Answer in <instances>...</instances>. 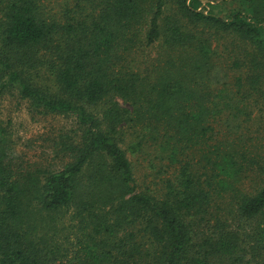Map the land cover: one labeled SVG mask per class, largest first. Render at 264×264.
<instances>
[{"label":"trees","instance_id":"1","mask_svg":"<svg viewBox=\"0 0 264 264\" xmlns=\"http://www.w3.org/2000/svg\"><path fill=\"white\" fill-rule=\"evenodd\" d=\"M221 1L225 14L220 0H75L61 21L40 0H0V100L15 90L32 113L72 119L53 140L60 165L33 173L0 126V264H264V154L215 129L264 109V0ZM144 29L163 61L141 75L129 55ZM42 66L55 92L35 83ZM146 141L175 169L157 193L126 153ZM75 221L68 249L56 235Z\"/></svg>","mask_w":264,"mask_h":264},{"label":"rangeland","instance_id":"2","mask_svg":"<svg viewBox=\"0 0 264 264\" xmlns=\"http://www.w3.org/2000/svg\"><path fill=\"white\" fill-rule=\"evenodd\" d=\"M210 1L217 4L219 0H202L203 3ZM43 15L47 19H56L63 21L67 10L74 8L75 0H40ZM221 4H225L220 0ZM230 7L225 4L215 7L214 11L225 14ZM145 29L140 35V44L136 46L129 55V62L133 70L138 71L141 75L152 73L155 66L163 60L160 59L161 49L158 44L147 46L144 43ZM209 34V33H208ZM210 37V35H208ZM229 38L222 34L213 37L211 35L210 45L215 51V58H218L220 65L225 70L229 67V57L232 55V46L229 44ZM161 58H163L161 56ZM37 76L34 81L38 85L49 86L50 92H55L54 87L49 84V72L45 66L38 67ZM230 68V67H229ZM121 103V101L119 100ZM251 104L255 109L251 108L250 112L246 111L247 116H241L244 121L237 128L238 120L227 122L223 115L221 121L216 125L218 136L224 137L227 134L239 136V144L248 150L250 159L258 160L257 156L264 154V109L260 107L261 101ZM72 119L60 115H40L32 113L27 103L21 100L15 90L7 92L0 100V126L5 128L6 137L10 143L9 159L12 161L14 168L21 171L35 172L36 169H46L47 167L59 166V159L56 156L53 140L58 134L70 128ZM125 133L126 139L135 140V134L129 136ZM235 141V140H234ZM236 142H238L236 140ZM133 166V172L141 190H149L158 192L163 188L164 181L172 178L175 169L168 166L166 161H161L158 156L157 149L150 141L144 142L141 149L133 156L126 152ZM248 187L247 180L243 179V187ZM70 215H64V223L71 225L73 221ZM67 236L69 243L64 239ZM80 233L75 226L68 228L66 231L57 233V241L68 249H76L77 238ZM65 236V237H66ZM80 238V237H79Z\"/></svg>","mask_w":264,"mask_h":264}]
</instances>
